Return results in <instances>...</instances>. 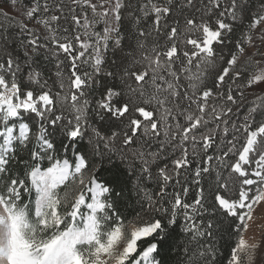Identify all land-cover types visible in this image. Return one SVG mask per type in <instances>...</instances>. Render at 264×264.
<instances>
[{"label": "snow or ice", "instance_id": "6c2138e0", "mask_svg": "<svg viewBox=\"0 0 264 264\" xmlns=\"http://www.w3.org/2000/svg\"><path fill=\"white\" fill-rule=\"evenodd\" d=\"M257 233L264 0H0V264H264Z\"/></svg>", "mask_w": 264, "mask_h": 264}, {"label": "trees", "instance_id": "16d2710c", "mask_svg": "<svg viewBox=\"0 0 264 264\" xmlns=\"http://www.w3.org/2000/svg\"><path fill=\"white\" fill-rule=\"evenodd\" d=\"M133 3L135 4V0H133ZM99 123V122H98ZM47 162H45L46 164ZM126 211L131 214L133 212L132 208H127ZM182 224H178V226L175 229V240L173 241V244L175 245L173 247V251H172V255L174 256L175 253L179 250L178 246L181 245L183 243V241L185 240V236L182 234ZM264 250V249H263Z\"/></svg>", "mask_w": 264, "mask_h": 264}, {"label": "rangeland", "instance_id": "374dc122", "mask_svg": "<svg viewBox=\"0 0 264 264\" xmlns=\"http://www.w3.org/2000/svg\"><path fill=\"white\" fill-rule=\"evenodd\" d=\"M255 239L260 243L261 249H264V237H261L259 233H257Z\"/></svg>", "mask_w": 264, "mask_h": 264}]
</instances>
